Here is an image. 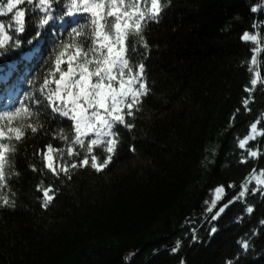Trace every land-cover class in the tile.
I'll return each mask as SVG.
<instances>
[{"label":"trees","instance_id":"obj_1","mask_svg":"<svg viewBox=\"0 0 264 264\" xmlns=\"http://www.w3.org/2000/svg\"><path fill=\"white\" fill-rule=\"evenodd\" d=\"M260 4L264 0H172L160 23L144 30L150 52L141 47L137 59L146 64L149 92L128 117L135 128H120L121 142L106 168L70 169L71 180L47 170L39 153L51 143L65 150L68 165L91 154L77 145L80 155H67L55 133L63 127L71 135L72 122L52 119L48 90H39L52 79L55 50L68 39L73 18L51 21L35 37L40 14L26 11L25 31L13 35L19 47L0 49V104L10 110L15 93L27 90L23 101H44L39 117L31 118L43 127L35 134L29 130L13 156L11 192H3L15 193L17 207H0V264H264V190L251 194L249 186L246 197L235 199L252 170L264 169V137L252 145L261 156L247 163L241 162L247 152L238 146L257 119L264 129V84L246 91L256 44L242 39L259 31L264 43V7L251 11ZM9 18L0 15V22ZM35 54L42 63L32 70ZM25 71L27 89L15 84ZM246 98L251 111L244 107ZM94 154L104 156L100 148ZM60 164L55 162L57 170ZM17 171L21 175L13 176ZM41 183L55 190L47 209ZM220 186L218 208L231 206L219 224L207 209ZM213 226L217 232L210 234ZM242 238L250 242L246 253ZM177 241L181 247L173 253Z\"/></svg>","mask_w":264,"mask_h":264},{"label":"snow or ice","instance_id":"obj_2","mask_svg":"<svg viewBox=\"0 0 264 264\" xmlns=\"http://www.w3.org/2000/svg\"><path fill=\"white\" fill-rule=\"evenodd\" d=\"M25 3L28 9L20 7ZM171 4L172 0H0V15L10 14L7 23L0 22V49H6L10 43L19 47V40H14L13 35L25 31L26 11L40 14L35 37H39V29L51 21L73 18L71 23L74 26L66 29L68 39L62 40L55 50L54 70L50 73L52 79L46 80L39 91L44 93L45 89L48 90L46 100L52 119L59 117L72 122L71 135L63 127L55 133V137L66 143L67 155L79 156L80 153L75 149L77 145L91 155L84 156L79 163L68 165L63 163L65 150L54 149L49 143L46 145L47 150L39 153L47 170L57 176L63 173L71 180L70 169L90 166L99 172L112 162L121 142L120 128L129 131L135 128L128 117H134L149 92L146 64L142 59H137L141 56V47L145 53L150 52V45L144 35L145 27L150 23H160ZM262 7L264 4L253 7L251 11L258 13ZM253 27L258 29L260 25L254 24ZM130 39L134 40L131 46L128 43ZM242 39L261 44L259 31L255 34L245 32ZM255 51L264 49L257 48ZM256 64L254 56L251 65ZM249 71L254 72L251 86L246 88L251 93L258 83L264 84V80L260 79V72L254 71V67H250ZM249 102L246 98L243 104L251 111ZM43 103L37 98L32 103L22 101L10 110L0 111V207H17L16 199L13 198L15 193L6 195L3 189L7 188L11 192L9 171L14 167L13 156L17 146L29 130L35 134L43 127L31 123L33 116L39 117L41 114ZM260 124L261 121L257 119L251 124L249 134L238 141L239 148L247 152L242 163L261 156L259 149L249 147L250 141L256 140L258 136L264 137V129H258ZM96 148L104 153L102 159L94 154ZM57 160L61 161L58 170L54 166ZM32 170L38 171L34 165ZM12 175L18 177L21 173L17 171ZM253 183L255 187L251 189V194L264 190V169L259 173L255 168L252 170L242 182L241 191L235 199L246 197ZM38 191L42 193V206L47 209L56 198L55 190L41 183ZM214 191L215 198L207 209L209 212L216 207L224 188L220 186ZM227 206L221 207L212 219H218ZM253 211L252 206L246 208L248 214ZM260 223L264 224V220ZM196 231L193 227V239H196ZM209 231L215 234L217 229L213 226ZM239 243L245 253L249 251L248 240L242 238ZM180 247L181 241H177L172 252L179 251ZM181 264L184 262L181 261ZM226 264L234 262L230 259Z\"/></svg>","mask_w":264,"mask_h":264},{"label":"rangeland","instance_id":"obj_3","mask_svg":"<svg viewBox=\"0 0 264 264\" xmlns=\"http://www.w3.org/2000/svg\"><path fill=\"white\" fill-rule=\"evenodd\" d=\"M254 48L255 49H257V48H261V49H264V43L262 42V39H261V44H259V45H257L256 44V46L254 45ZM255 58H256V60H257V64L255 65V66H251V67H254V71H258V72H260V77L264 74V51H259V52H256L255 51ZM251 74H252V76H253V78H254V72H251ZM258 85V84H257ZM260 137L258 136L257 137V139L256 140H254V141H250L251 143V145H249V147L250 148H253V149H255L252 145H254V144H256V143H258L259 141H260V139H259ZM246 152V151H245ZM250 159H253V158H250ZM250 190L252 189V188H254L255 187V185L252 187V185H250ZM258 192H263V190L262 191H258ZM222 197H223V193L221 194V199L219 200V201H217V204H216V207L215 208H213L212 209V211L211 212H209V214H212V216L215 214V213H217L218 211H219V209L223 206L224 207V205H228V207L230 208V206H231V202H228V203H226V204H222V206H220L219 208H218V206L220 205V203L223 201V199H222ZM215 198V191L213 192V194H212V196H211V200H210V202H209V207H210V204H211V201L213 200ZM237 202H240V200L239 199H237ZM227 208V207H226ZM229 211V209L227 208L223 213H220V215H219V217H218V219H215V220H213L212 219V222H214V223H221V221L223 220V218H224V216L227 214V212Z\"/></svg>","mask_w":264,"mask_h":264},{"label":"bare ground","instance_id":"obj_4","mask_svg":"<svg viewBox=\"0 0 264 264\" xmlns=\"http://www.w3.org/2000/svg\"><path fill=\"white\" fill-rule=\"evenodd\" d=\"M150 24H152V23H150ZM19 92H20L21 94H23V92H22L21 90H19Z\"/></svg>","mask_w":264,"mask_h":264},{"label":"water","instance_id":"obj_5","mask_svg":"<svg viewBox=\"0 0 264 264\" xmlns=\"http://www.w3.org/2000/svg\"><path fill=\"white\" fill-rule=\"evenodd\" d=\"M227 208H228V207H227ZM227 208H225L224 211H225ZM228 209H229V208H228Z\"/></svg>","mask_w":264,"mask_h":264}]
</instances>
